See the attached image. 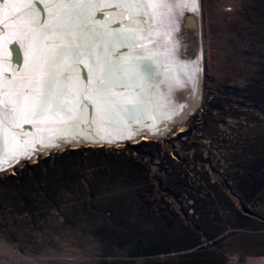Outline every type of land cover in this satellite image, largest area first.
<instances>
[{
	"label": "rangeland",
	"instance_id": "1",
	"mask_svg": "<svg viewBox=\"0 0 264 264\" xmlns=\"http://www.w3.org/2000/svg\"><path fill=\"white\" fill-rule=\"evenodd\" d=\"M201 4L184 128L0 174V264H264V0Z\"/></svg>",
	"mask_w": 264,
	"mask_h": 264
},
{
	"label": "bare ground",
	"instance_id": "2",
	"mask_svg": "<svg viewBox=\"0 0 264 264\" xmlns=\"http://www.w3.org/2000/svg\"><path fill=\"white\" fill-rule=\"evenodd\" d=\"M195 2L196 0H181V4H186V7H170L162 15L158 14L155 20L149 15L154 9L130 8L129 17L126 18L135 13H144L133 21L132 26L147 27L151 40L143 41L142 47L137 45L135 49L131 43L127 49L120 48L117 44L115 46L117 50L109 54L108 59L113 63L134 59L135 62L127 66L124 77L116 79L107 90L106 96H91L90 103L83 106V119L78 124L67 125L57 119L40 127L24 125L23 129L9 131L6 136L7 156L0 158V165L11 163L21 155L60 139L83 135L120 138L126 135L133 136L137 132L160 135L171 128L172 122H176V127L182 125L179 128H184V121H187L199 107L203 93V84L199 79V56L201 51L205 54L201 29L202 9L200 15ZM3 7L6 13L12 10L7 6ZM37 7L40 11L36 15L41 22H50L51 12L56 11L61 24L71 29L73 18L70 8L51 9L49 0H44V3ZM102 15L103 19L100 18L101 13L97 12L94 24H103L109 18L119 19L121 9L107 8ZM26 20V17L21 18L16 28L0 30V41H5L3 50L10 57L7 66L12 72L13 80H18L27 71L31 53L43 46L42 30H35L34 39V33L30 31ZM129 27L128 24H121L117 30ZM47 43L55 46L61 41L53 38ZM97 54L99 55V52ZM17 68L20 69L19 72L15 71ZM67 75L73 85L82 86L85 83V76L88 78L93 76L90 58L83 57V64L70 68ZM101 108L104 109L102 118ZM147 138L144 139L148 140ZM34 160L33 156V162Z\"/></svg>",
	"mask_w": 264,
	"mask_h": 264
},
{
	"label": "snow or ice",
	"instance_id": "3",
	"mask_svg": "<svg viewBox=\"0 0 264 264\" xmlns=\"http://www.w3.org/2000/svg\"><path fill=\"white\" fill-rule=\"evenodd\" d=\"M43 3L44 0H0V30L16 28L21 18L26 17L34 39L36 29L43 32V46L31 53L28 69L18 80L12 79V72L7 66L10 57L3 50L5 41H0V158L7 156L6 136L9 131L23 129L24 125L40 127L57 119L67 125L78 124L83 119V106L90 103L91 96H106L116 79L124 77L127 66L134 63V59L113 63L108 59L109 54L117 50V44L127 49L131 43L135 49L137 45L142 47L143 41L151 40L147 27L132 26L133 21L144 13L126 18L130 8L154 9L149 15L155 20L158 14L162 15L170 7L187 6L182 5L181 0H109L106 3L103 0H49L51 9L72 10L73 24L68 29L61 24L56 11L51 12L50 22H41L36 13L40 11L37 5ZM3 6L12 10L6 13ZM107 8L121 9L120 18H109L103 24H94L97 12L103 19L102 14ZM121 24L130 27L118 31ZM53 38L61 43L55 46L48 44L47 41ZM85 56L91 60L93 76H85L82 86L73 85L67 73L70 68L81 66ZM100 115L101 118L104 115L103 108Z\"/></svg>",
	"mask_w": 264,
	"mask_h": 264
},
{
	"label": "water",
	"instance_id": "4",
	"mask_svg": "<svg viewBox=\"0 0 264 264\" xmlns=\"http://www.w3.org/2000/svg\"><path fill=\"white\" fill-rule=\"evenodd\" d=\"M195 3L197 6V12L199 10L200 15H201V9H202L201 0H196ZM199 62H200L199 79L201 80L203 84L204 54H202V51H201V55L199 56ZM201 101H202V97H201ZM170 127L171 128L168 129L166 133H163L160 135L157 133L137 132L133 136L126 135L120 138H102V137L91 136V135L90 136L83 135V136H78L76 138H67L63 140L60 139V141L53 142L42 148H38L37 150H34L26 155H21L17 157L14 161H11V163L0 165V168L3 169L2 171H0V174H5V173L14 174V172L17 171V169L25 163H29V162L35 163L38 160H41L45 157H48L55 153L64 152L66 150H74V149H79V148H90V147L119 148L125 144L135 145L140 142L167 138V136L171 134L172 129L176 127V122H172ZM128 137H130V139ZM145 137H148L147 138L148 140H145L144 139ZM133 140H136L137 142L132 143ZM33 156L35 157L34 162H33Z\"/></svg>",
	"mask_w": 264,
	"mask_h": 264
}]
</instances>
